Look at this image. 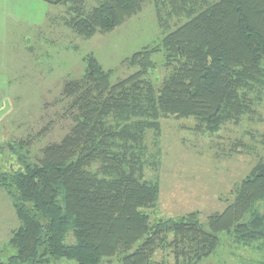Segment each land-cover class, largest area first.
Instances as JSON below:
<instances>
[{
	"label": "trees",
	"instance_id": "16d2710c",
	"mask_svg": "<svg viewBox=\"0 0 264 264\" xmlns=\"http://www.w3.org/2000/svg\"><path fill=\"white\" fill-rule=\"evenodd\" d=\"M43 1L68 5L74 14L68 26L90 39L121 26L148 0ZM150 1L159 17L185 22L153 50L134 55L137 73L113 83L89 57L82 77L63 89L74 124L59 143L31 160L23 145L0 142V158L8 150L20 163L0 169V189L20 223L7 244L15 254L4 261L0 249V264H154L170 237L184 264L218 262L228 239L234 258L264 254V162L206 225L198 213L151 224L147 211L160 190L141 176L145 134L159 131L162 119H194L217 134L250 111L239 91L264 89V0ZM158 52L172 71L154 84L148 77Z\"/></svg>",
	"mask_w": 264,
	"mask_h": 264
},
{
	"label": "rangeland",
	"instance_id": "374dc122",
	"mask_svg": "<svg viewBox=\"0 0 264 264\" xmlns=\"http://www.w3.org/2000/svg\"><path fill=\"white\" fill-rule=\"evenodd\" d=\"M73 16L68 5L0 0V142L23 145V153L31 160H38L46 145L59 143L73 126L63 89L82 77L89 57L111 74L113 83L127 79L139 71L134 55L153 50L185 22L159 17L148 0L140 13L112 32L87 39L68 26ZM152 60L156 65L148 79L161 83L172 70L162 53H155ZM253 87L239 91L250 111L225 124L217 134L200 129L194 119L174 116L162 119L159 131L146 132L141 176L160 190L155 209L147 211L151 224L198 213L206 225L210 216L227 207L235 186L264 162V89ZM19 165L18 157L8 150L0 158L1 170L12 171ZM19 225L10 195L0 189L4 261L15 254L7 244ZM169 242L170 246L157 251L154 264H184L182 257L176 256L173 237ZM227 244L230 246L219 253L218 262L207 259L201 264L264 261V254L234 258L230 255L235 244L230 239ZM51 264L77 263L62 260Z\"/></svg>",
	"mask_w": 264,
	"mask_h": 264
}]
</instances>
